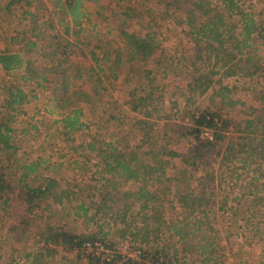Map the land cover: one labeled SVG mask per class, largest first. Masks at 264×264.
<instances>
[{
  "label": "rangeland",
  "instance_id": "1",
  "mask_svg": "<svg viewBox=\"0 0 264 264\" xmlns=\"http://www.w3.org/2000/svg\"><path fill=\"white\" fill-rule=\"evenodd\" d=\"M28 1H31V6L21 3L9 11L6 8L7 0H0V53L5 50L20 52L26 61L32 62L34 72L48 78V81L42 82L39 87L38 79L25 80L28 71L26 63L11 73H6L0 66V117L14 116L12 127L15 130L18 162H42L40 171L33 175L36 184H45L48 178L60 184L59 197L44 204L37 214L48 216L50 212H57V216L50 222H58L68 229L75 228L78 233L101 231L104 234L109 231L111 236L107 240L116 237L120 252L136 256L138 251L132 244V238L119 239L117 231L123 227L113 224L111 219L103 220L101 214L89 220L102 201L100 193L105 184L102 177L105 175L112 178L116 184L124 183L120 175L106 173L100 153L109 154L110 144L118 146L119 150L128 148L127 154L141 151L138 149L144 141L145 132L136 122L146 117L131 110L134 102L132 93L137 94L136 102L148 96L147 93L152 89L146 78L149 70L153 71L150 77L155 79L153 86L160 89L155 90L152 98L146 102L151 112L146 122L152 141L159 138L168 123L189 124L190 111L196 106L208 107L213 102H220L214 97L221 87L219 84L213 85L203 96L192 94L187 87L193 67L191 62L189 66L185 65L181 58L187 56L191 59L195 56L198 45L195 42L196 35L191 31L190 19L196 21V25L201 21L199 14H191L194 0H89L84 3L85 17L81 25L74 27L71 23L70 35L65 34L66 25L61 23L64 15L60 7H57L58 0ZM216 2L212 1L213 4ZM240 6L246 12L253 13L259 21H264V0H240ZM238 18L234 17L233 20ZM67 20L70 22V18ZM51 25L54 27L51 28ZM33 30L37 34L41 33V40L37 41L33 52H27V42L37 40ZM124 30L151 43L153 56L148 61H142L141 57L138 60L131 59L130 49L124 43ZM53 37L73 44L69 49L73 53L66 79L55 75L54 71H59L58 67L51 63L49 57L44 56L53 50L50 48ZM261 41L262 45L258 43V48L253 52L264 59V39ZM213 54L211 56L209 51H204L203 58L210 57L211 63L204 64L203 59L198 65L201 70H206V66H210L208 70L217 66L215 71L218 75L214 77L217 83L221 80V73L216 64L217 61L221 62V57H217V52ZM94 55L98 62L93 59ZM62 84L70 85L71 94L67 95L69 101H65L66 96H63L60 89L56 91ZM220 84L229 86L232 89L231 98L239 102L236 107H226L224 110L232 132L237 130L238 124H243L255 113L264 112L261 101L263 78L258 75L254 78L229 77L222 79ZM11 86L19 87L27 95V102L16 106L14 113L3 107L8 98L7 89ZM190 97L196 103L190 101ZM74 110H81V122L85 127L77 133L66 135L61 121ZM152 141L141 149L148 150ZM190 143L191 139H186L174 148L186 157L189 156ZM90 144L95 146L94 149L90 148ZM145 160L144 164L151 162L149 158ZM182 160V157L172 160L165 177L159 179V174L151 175L144 180L117 185L115 188L118 192L110 189L116 203L112 204L114 210L106 211L107 214L115 216L125 206L126 203L121 202L120 192H136L143 184H147V189L156 192L162 200L156 204V208L162 203L166 222L173 224L179 218L183 219L185 210L177 189L185 188L186 184L176 186L173 179L174 175H180L185 168ZM235 167L237 170L241 165L235 164ZM242 172L243 175L238 178ZM227 174L234 177H218L215 185L220 192L211 199V202H215L212 207L218 212L209 217L211 224L203 227L206 237L212 238L218 245L213 257L217 261L211 264H264V203L259 200L264 197V188L261 186L263 181L254 183L256 188L248 185L246 190H242L241 184L245 186V183L252 177L257 178L259 174L240 170L235 174L232 171ZM200 176L201 172H195L194 178L188 177L195 194L202 192L196 183ZM61 195L62 202H55ZM243 196L247 199L241 203L236 200ZM226 198L228 205L225 211H219L218 208ZM253 198L257 201L254 204V216L245 212V208L250 205L246 200L251 201ZM132 203L133 199H129L128 204ZM82 204L90 208L87 218L83 217V211H80L82 216L75 215ZM139 209L140 205L137 204L134 211ZM138 219L141 224V218ZM12 224L0 213V264H32L27 254L35 250L34 238L31 237L35 234H28L26 236L29 237L18 242L16 233L10 230ZM170 233L166 229L155 234L154 237L158 238L156 241L152 236L151 240L155 244L151 246L174 242ZM193 243L196 246L195 241ZM179 246L181 250L184 249V245ZM98 253L108 256L110 251L101 246ZM188 258H191L190 263L198 262V257L190 255ZM74 261L75 254L60 252L50 264H75Z\"/></svg>",
  "mask_w": 264,
  "mask_h": 264
},
{
  "label": "trees",
  "instance_id": "2",
  "mask_svg": "<svg viewBox=\"0 0 264 264\" xmlns=\"http://www.w3.org/2000/svg\"><path fill=\"white\" fill-rule=\"evenodd\" d=\"M86 1L89 0L57 1V7H60L64 15L61 23L66 25V35L71 34V23L74 27L81 25V21L85 17L83 9ZM212 1L194 0L192 2L191 14L193 12L199 14L198 18L201 20L196 25L197 22L190 19L191 31L196 35L195 42L197 41L198 48L194 57L189 59L184 56L181 60L188 66L191 62L193 67L187 86L189 91H192V94L203 96L212 89L213 85L219 84L221 87L214 97L220 102H213L208 107L196 106L190 111L189 124L168 123L159 138L152 141L153 137H150L146 122L151 116V112L148 110L146 102L152 98L155 90L160 89L153 86L155 79L150 78L153 71L149 70L146 73V78L148 86L152 89L149 94L147 93L148 96L142 97L136 102L137 94L132 93L134 102L131 110L142 113L146 117L145 120L136 122V125L145 132L144 141L138 149L141 151L127 154L128 148L119 150L118 146L110 144L108 145L111 147L109 154L100 153L104 159L106 173L120 175L124 183L116 184L112 178L105 175L102 177L101 180L105 183L102 186L104 190L100 193L102 201L96 206V213L89 220H94L101 214L104 218L101 219H111L113 224L123 227L117 231L119 239L132 238V244L138 251L135 257L129 254L125 255L117 249L118 240H115L116 237L107 240L111 236L109 231L104 234L101 231L78 233L75 228L68 229L59 225L58 222L51 223L50 221L57 216V212H50L48 216L37 214L44 204L58 196L60 184L52 178L46 179L45 184H36L33 175L40 171L42 162H18L16 158L18 148L14 140L15 130L12 127L14 116L0 117V213L7 221H12L10 230L16 233L18 242L29 237L26 236L28 234H35L31 235L34 238L35 250L27 254L32 264H50V261L55 259L60 252L75 254V264H211L212 261H217L213 257L217 253L218 245L212 238L206 237L203 227L211 224L209 217L218 212L212 207L215 202H211V199L220 192V189H217L215 185L218 177L232 179L234 176L228 175L227 172L232 171V174H235L239 170L251 171L259 176L252 177L247 183L243 181L245 186L240 185L242 190H246L248 185L251 188H256L254 183L260 181H263L261 186L264 188V112L255 113L243 124H238L237 130L232 132L230 120L225 117L224 110L226 107H236L239 102L231 98L232 89L229 86L220 84L222 79L229 77L254 78L258 75L264 79V59L253 52L258 48V43L262 45L264 21H259L253 13L243 10L240 0H217L215 4ZM21 3L32 5L28 0H7L6 8L11 11L12 7ZM234 17H239V20H233ZM68 18H70V22L67 20ZM50 27L52 28L54 25ZM33 33H36V30H33ZM122 33L125 39L124 43L130 49L131 59L138 60L141 57V60L146 62L153 56L152 45L149 41L135 34L127 33L125 30ZM34 35L37 40L27 42V52H33L37 47V41L41 40V33ZM71 46H73L72 43L59 41L58 38L53 37L50 42L52 52L44 54L45 57L51 59V63H55L58 67L59 71H54L57 77L61 76L66 79V75L71 69L68 66L73 53L69 50ZM204 51H209L211 56L217 52V57H221V62L217 61L216 64L219 66V73H221V80L217 83L214 80V77L218 75L215 71L217 66L212 70H208L207 67L210 66H206V70L199 68L198 63L203 61L202 53ZM93 59L98 62L95 55ZM203 62L210 64L211 58L208 57ZM25 63L28 70L25 80L35 81L38 79L39 87L42 86V82L48 81V78L34 72L32 62L26 61L20 52L5 50L0 53V66L6 73L21 69ZM57 89L64 93L65 101L70 100V97H67L71 94L70 85L62 84L56 88V91ZM7 90L8 98L3 107L14 113L16 106L27 102V95L17 86H11ZM73 93L78 94V92ZM189 100L195 102L193 97H190ZM261 101L264 104V90ZM143 103H145L144 106ZM81 113V110H74L71 115L61 121L66 135L77 133L85 127L81 122ZM207 130L212 132V139L202 137ZM186 139H191V147L189 156L185 157L174 147ZM149 141H152L150 148L143 151L142 146ZM94 147L93 144H90L91 149ZM178 157L183 158L185 168L181 170L180 175H174L173 179L176 186L186 184L185 188L177 189V194L181 198L180 203L185 210V213L182 214L184 215L183 219L179 218L173 224L166 222L163 217L165 208L162 203L159 208H156V204L162 200L156 192L147 189V184H143V187L136 192H120L121 202H125V206L115 216L110 217V214H107L106 211L114 210L112 204H115L116 201H114L115 196L112 195L111 190L118 192L115 188L117 185L123 186L131 181L144 180L145 177L151 175L159 174V179L165 177L167 167L170 166L172 160ZM148 158L151 159V162L144 164L147 161L145 159ZM235 164L241 165V168L236 170ZM217 166H219L218 169ZM231 166L234 169L230 168ZM189 168L191 170H188ZM195 172L202 173L196 182L201 187L202 192L199 194H195L192 183L189 182L191 180L188 178H194ZM219 172L220 174H218ZM242 175L243 172L238 178H241ZM62 199L61 195L60 199H55V202L61 203ZM129 199H133L132 204H128ZM244 199H247L246 196L236 198L240 203ZM259 200L264 203V197H260ZM248 201L250 205L245 208V212H250L254 216V204L257 201L254 198L251 201L246 200V202ZM137 204L140 205V209L135 212L134 208ZM227 205L226 198L222 202V206L218 208L219 211L224 212ZM80 211H83V217L87 218L90 208H86V205L82 204L75 215L82 216ZM138 218H141V224ZM166 229L171 232L170 238L175 241L162 246H151L158 239L154 235L162 233ZM152 236L154 241L151 240ZM194 241L196 246H194ZM98 245L105 247L110 251V254L104 256L103 253H98L100 249ZM179 245H184V249L181 250ZM183 253L186 256H181ZM190 255L198 257V262L190 263L191 258H188Z\"/></svg>",
  "mask_w": 264,
  "mask_h": 264
},
{
  "label": "built area",
  "instance_id": "3",
  "mask_svg": "<svg viewBox=\"0 0 264 264\" xmlns=\"http://www.w3.org/2000/svg\"><path fill=\"white\" fill-rule=\"evenodd\" d=\"M202 137L203 138H207V139H212V132H210V131H206V132H204V134L202 135ZM133 257H135V256H133Z\"/></svg>",
  "mask_w": 264,
  "mask_h": 264
}]
</instances>
